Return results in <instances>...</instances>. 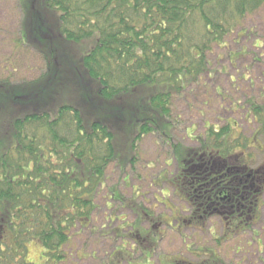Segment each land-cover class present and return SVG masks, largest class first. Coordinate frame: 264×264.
Here are the masks:
<instances>
[{
	"label": "trees",
	"instance_id": "obj_1",
	"mask_svg": "<svg viewBox=\"0 0 264 264\" xmlns=\"http://www.w3.org/2000/svg\"><path fill=\"white\" fill-rule=\"evenodd\" d=\"M38 1L19 2L28 35L36 31L30 14ZM39 3L45 10L33 11L38 25L45 16L49 34L61 44L60 52L65 45L73 51L84 42L89 50L81 49L75 60L70 56L61 71L35 81V87L20 83L13 91L10 84L0 82V264H31L26 261L27 245L33 241L39 243L47 263L63 261L73 231L86 229L92 221L95 196L109 166L134 163L135 156L124 152L125 144L135 152L143 136L163 135L160 122L170 125L172 95L197 82L207 72L212 47L222 44L241 29L248 15L264 6V0ZM73 62L80 71L78 81L71 70ZM52 64L53 58L48 70ZM87 86L91 105L83 94ZM248 105L264 130V109ZM173 148L178 172L168 182L181 201L191 206L185 226L201 231L208 219L217 218L223 227L234 225L244 232L258 220L264 161L256 168L259 184L255 180L251 189L252 177L246 180L248 188L239 195L245 199L244 208L233 216L230 204L213 202L219 200L218 188H235L238 183L233 180L226 185L225 172L243 165L236 164L239 158L207 152L204 147L201 152L179 145ZM222 190L230 196L227 189ZM172 264L219 262L208 258L201 263L177 260Z\"/></svg>",
	"mask_w": 264,
	"mask_h": 264
},
{
	"label": "rangeland",
	"instance_id": "obj_2",
	"mask_svg": "<svg viewBox=\"0 0 264 264\" xmlns=\"http://www.w3.org/2000/svg\"><path fill=\"white\" fill-rule=\"evenodd\" d=\"M40 1L32 5L30 14L36 31L28 35L20 0H0V82L10 84L13 91L20 83L33 86L45 75L50 79L69 63L70 56L75 60L81 49L89 50L84 42L73 51L71 45H65L60 52L61 44L49 34L45 16L38 25L34 12L45 10ZM52 45L55 50L50 49ZM207 63V72L197 82L172 95V126L161 120L159 132L163 135L143 136L135 152L125 144L124 152L135 156L133 168L118 162L109 166L95 196L92 221L86 229L73 231L64 248L65 259L47 263L39 243L33 241L27 245L28 263L172 264L210 258L219 264H264V194L258 220L244 232L234 225L223 227L217 218L208 219L199 231L184 225L182 220L189 217L191 206L181 201L168 182L178 172L173 156L176 145L198 152L204 147L222 156L235 154L249 169L264 161L261 119H254L248 105L264 109V6L248 15L241 29L222 44L214 45ZM71 70L78 81L80 71L74 62ZM87 89L83 92L86 100ZM221 132L223 135H216Z\"/></svg>",
	"mask_w": 264,
	"mask_h": 264
},
{
	"label": "flooded vegetation",
	"instance_id": "obj_3",
	"mask_svg": "<svg viewBox=\"0 0 264 264\" xmlns=\"http://www.w3.org/2000/svg\"><path fill=\"white\" fill-rule=\"evenodd\" d=\"M240 162L239 159L236 160V164H238ZM258 169V168H257ZM256 168L255 169H252V170H249L248 167L244 166V165H237L235 167H228L226 169V176L228 177L229 179V182L226 184H231L233 182V180H236L238 183L234 185L235 188H232V187H229V186H223L221 188H218V191L216 193V196L219 200H216L215 202L213 203H216V204H220V203H225L227 202L226 204H230V213L231 215L233 216H237L238 213L240 210V207L241 208H244V202H245V199L244 198H239V195H240V190L245 188L247 189L248 186H247V179H249L250 177H252V183L250 185V188L252 189L253 187V183L254 181L256 180V184H259V181H260V178H259V175H258V170ZM233 172V173H230V172ZM248 171H251V172H248ZM248 173L246 174V176L244 175V173ZM232 174V176H231ZM212 183V182H210ZM209 183V184H210ZM208 184V185H209ZM219 184V183H218ZM219 186V185H218ZM254 186H255V183H254ZM240 188V189H239ZM222 189H227V191L229 192L230 196H226L225 192L222 190ZM224 195V198H221V196ZM227 201L225 200V198H228ZM253 197H256V196H253ZM260 204V201L258 200V206ZM190 216V215H189ZM184 221V220H182Z\"/></svg>",
	"mask_w": 264,
	"mask_h": 264
}]
</instances>
